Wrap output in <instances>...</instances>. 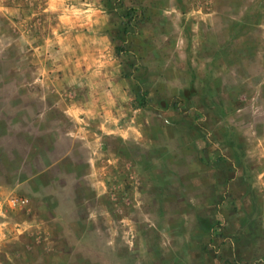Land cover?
<instances>
[{"label": "rangeland", "instance_id": "rangeland-1", "mask_svg": "<svg viewBox=\"0 0 264 264\" xmlns=\"http://www.w3.org/2000/svg\"><path fill=\"white\" fill-rule=\"evenodd\" d=\"M104 55L122 134L71 115ZM235 151L264 170V0H0V264H259L201 246L242 234Z\"/></svg>", "mask_w": 264, "mask_h": 264}, {"label": "crops", "instance_id": "crops-1", "mask_svg": "<svg viewBox=\"0 0 264 264\" xmlns=\"http://www.w3.org/2000/svg\"><path fill=\"white\" fill-rule=\"evenodd\" d=\"M96 21L93 23L95 24ZM92 24V26L94 25ZM88 38L90 41L93 39L92 37H87L85 36V39ZM97 39H105L103 36L98 37ZM82 42H87L84 39H82ZM106 55H104L105 57ZM97 61V58L95 59ZM101 64L100 65H95L97 68L91 73H89L90 81L92 83V87L89 88V90H86L87 94L92 95V104H94V110H90V107L86 105L84 102H79L76 105H74L72 108L71 115L75 117V119H79L80 121H85L86 117H96L102 131H106V133H114L118 132L122 134V130L119 128L117 129V122L120 121L122 124L124 122L126 123V119H121L123 117V112L122 111V104L120 101L123 103H128L130 100L129 98V87H132L133 82L132 80H125L122 76V68L117 61H113L106 56L105 59H100ZM82 67L85 65L87 68H90L95 64V62H90L88 63H83L80 61L79 63ZM85 91V90H84ZM117 130V131H114ZM237 146L233 147L232 144L228 146L231 149H241L239 150L242 152V156H244L246 153L248 155V151L245 148H241L240 144ZM229 151V150H228ZM228 154V153H227ZM258 154V153H257ZM225 157V155H224ZM241 155L237 153V151L234 152V155L232 156L227 155L226 158L229 161H232L233 164L236 166V168L239 170V173H236L234 170L233 175L228 178V180L232 181L228 184L227 190L229 188H234L235 186L233 185H239L242 188V193H239L235 198L239 200V203L244 206V209L246 213L243 214L242 218L239 219V224H240V230L241 233L239 235L234 237V232H231L230 238L234 239L237 238L236 242L239 240V243H236L233 245L229 244L227 246H221V236L220 234L215 235V244L213 246H210L209 244L204 245L205 243L201 245L202 247H209L211 249V252L215 251H221L225 248V251L229 254H233V250L235 253L239 250L241 247H251L249 248L250 253L245 252L246 256H248L247 259L248 261H259V264H264V243L262 244V240L264 238V170L263 169H258L254 164H252L251 159L249 160V156L243 157L240 160ZM220 159V158H219ZM244 159V160H243ZM223 165L227 164L225 160L222 161ZM213 164L218 166L219 164L216 161H213ZM236 175H238L236 177ZM214 188V187H212ZM216 189V188H215ZM218 189V187H217ZM220 196V193H219ZM234 198V199H235ZM237 200H233V203H237ZM224 202V201H223ZM232 203V204H233ZM216 212V213H214ZM212 214L214 216L213 222L214 225H216L218 220V214L217 211H214ZM235 214V211H232ZM237 215V214H235ZM231 214V217H235ZM228 218V217H226ZM233 220V218H232ZM216 222V223H215ZM212 225V230L209 232L211 235V232L213 233V227ZM205 229V228H204ZM202 230L200 232H203L205 230ZM199 232V233H200ZM259 238V240H257ZM261 241V242H260ZM198 241L196 242V246L198 245ZM212 247V248H211ZM215 249V250H213ZM208 250V249H207ZM213 250V251H212ZM237 250V251H236ZM257 251V252H256ZM239 252H237L238 254ZM257 253V254H256ZM236 254V255H237ZM244 254V255H245ZM240 256H238L237 260H240ZM237 257V256H236ZM236 257L229 255L224 264H234ZM217 260L218 264H222L220 257ZM215 260V257L212 258ZM211 259V260H212ZM244 259V260H245ZM243 260V261H244ZM247 261V262H248ZM238 263V261H237ZM210 264H216L215 262H210Z\"/></svg>", "mask_w": 264, "mask_h": 264}, {"label": "built area", "instance_id": "built-area-1", "mask_svg": "<svg viewBox=\"0 0 264 264\" xmlns=\"http://www.w3.org/2000/svg\"><path fill=\"white\" fill-rule=\"evenodd\" d=\"M27 200H18V199H13L12 204L13 205H25Z\"/></svg>", "mask_w": 264, "mask_h": 264}, {"label": "trees", "instance_id": "trees-1", "mask_svg": "<svg viewBox=\"0 0 264 264\" xmlns=\"http://www.w3.org/2000/svg\"><path fill=\"white\" fill-rule=\"evenodd\" d=\"M125 16L131 19V17H132L133 15H132L131 13L127 12ZM127 29H128V28H125V30H127ZM118 50H119V49H118ZM131 75H132V74H129L127 77H130ZM139 93H140V92H139ZM138 95H139V97H140L141 94H138ZM141 100H145L144 96L140 97V101H141Z\"/></svg>", "mask_w": 264, "mask_h": 264}]
</instances>
